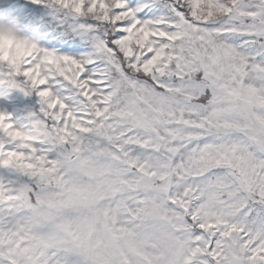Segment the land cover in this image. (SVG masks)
Instances as JSON below:
<instances>
[{"label": "clouds", "instance_id": "clouds-1", "mask_svg": "<svg viewBox=\"0 0 264 264\" xmlns=\"http://www.w3.org/2000/svg\"><path fill=\"white\" fill-rule=\"evenodd\" d=\"M175 3L81 79L86 59L51 55L0 0V84L24 73L49 93L27 124L0 118V168L18 175L0 264H245L264 246V0Z\"/></svg>", "mask_w": 264, "mask_h": 264}, {"label": "rangeland", "instance_id": "rangeland-1", "mask_svg": "<svg viewBox=\"0 0 264 264\" xmlns=\"http://www.w3.org/2000/svg\"><path fill=\"white\" fill-rule=\"evenodd\" d=\"M144 2L145 0H135L133 6ZM146 2L150 10H141L140 15L143 19H157L161 16L170 18L168 5L171 0H146ZM18 4L24 10L26 33L37 39L41 47L57 55H67L76 59L91 58L93 63L89 67L92 72L98 73L103 68L106 61L98 59L100 53L97 51V43L104 40L110 47L113 46L112 40L116 29L121 25H112L87 14L78 15L70 9L53 7L49 0H18ZM144 12H147V15H144ZM130 22L129 20L122 23ZM71 61L66 60L65 63L70 64ZM2 70L6 71V69ZM15 79L18 82L24 81L23 76H17ZM50 83L65 96L72 97L78 92L75 85L61 77L54 78ZM40 107L41 97L38 95V90L31 89L30 94L26 95L20 88L13 87L7 82L0 84V109L12 113V122L27 124L30 113L38 111ZM0 179L12 180L15 184L18 182V175L0 168Z\"/></svg>", "mask_w": 264, "mask_h": 264}, {"label": "snow or ice", "instance_id": "snow-or-ice-1", "mask_svg": "<svg viewBox=\"0 0 264 264\" xmlns=\"http://www.w3.org/2000/svg\"><path fill=\"white\" fill-rule=\"evenodd\" d=\"M65 2L70 5V10L78 15L87 14L94 16L100 21L109 22L112 25H121L116 29L115 37L112 40L113 46L110 47L104 40L97 43V51L99 53H103L105 49L118 51L126 40L131 39L132 34L138 31L150 29L153 26L163 28L169 24V18H165L163 16L157 19H143L141 17L140 13L142 9L150 10L146 0L138 6H133L135 4V0H65ZM168 8L171 16L182 10L179 5L175 3V0H171ZM144 15H147V12H144ZM129 20L131 21L130 23H122ZM152 39H167V37L154 36ZM137 48L139 49V45H137ZM143 51L151 56L155 52V48H153L152 52H148V47L146 46ZM51 55H55V53H52ZM60 58L63 60H72L76 64L81 62V59H76L67 55H61ZM86 61L88 66L93 63L91 58L86 59ZM90 73H92V69L89 67V71L85 72L81 79L87 77ZM97 75H99V73H97ZM18 76H23L24 81L18 82L16 79H13L8 83L13 87L20 88V90L25 92L26 95L30 94V90L34 89L36 85L27 79V74L21 73ZM68 82L72 84L71 81ZM76 86H78V84ZM38 95L41 97V114L43 115V105H45V100L49 93L47 91L38 90ZM0 118H2L5 123L12 122V113L0 109ZM0 132H2V129H0ZM13 185L14 183L12 180L6 181L4 179H0V189L13 187ZM0 223H2V221H0ZM0 260H3V258H0ZM3 264H11V262L4 260ZM245 264H264V246H258L254 243L248 247L246 250Z\"/></svg>", "mask_w": 264, "mask_h": 264}]
</instances>
